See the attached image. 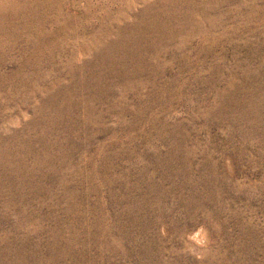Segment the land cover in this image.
<instances>
[{"label":"rangeland","instance_id":"374dc122","mask_svg":"<svg viewBox=\"0 0 264 264\" xmlns=\"http://www.w3.org/2000/svg\"><path fill=\"white\" fill-rule=\"evenodd\" d=\"M0 264H264V0H0Z\"/></svg>","mask_w":264,"mask_h":264}]
</instances>
